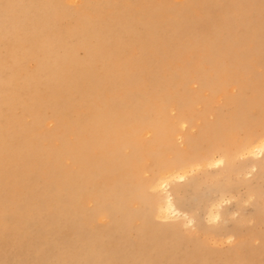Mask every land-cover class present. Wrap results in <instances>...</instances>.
Here are the masks:
<instances>
[{
  "label": "bare ground",
  "instance_id": "6f19581e",
  "mask_svg": "<svg viewBox=\"0 0 264 264\" xmlns=\"http://www.w3.org/2000/svg\"><path fill=\"white\" fill-rule=\"evenodd\" d=\"M20 1L0 0V4L16 5ZM112 1L117 2L118 0ZM159 2L161 3V0ZM238 2L240 1L238 0ZM189 3L192 4L191 1ZM199 4L201 5V3ZM169 5L170 3L167 6L165 4V9ZM250 5L253 9V5ZM258 5L256 3L254 8H259L260 5ZM188 6L191 7V5ZM194 8H198V6ZM242 8L241 12L244 10ZM251 8L247 10H252ZM201 9L203 7L199 8V10ZM121 11L122 9L119 13L122 14L125 21L117 18L119 14L116 16V20L122 23L119 25L123 28L112 46L107 41L108 32H112V24L110 23L111 25L107 29L106 27L101 28V25L96 29L95 25L97 24L94 22V18L87 13L76 16V26L81 25L82 29L78 28L77 31L75 27L68 28L63 36L55 31L57 25L55 27L47 25V21L52 16L61 20L63 17H68L67 22L72 17L75 19V15L72 12L65 13L56 0H33L31 6L23 11L24 16L32 14L29 21L34 27L36 26L32 31V35H37L35 39L18 40L15 38L13 42H10L5 40L7 31L1 32L0 27V51L1 55L5 56L4 59H0V118L4 112L2 105L7 104L9 108H13L19 103L17 101L22 94L43 93L46 96L30 106L29 111L35 114L30 126L22 125V122L12 115L4 123L0 120V264H125L133 258L141 256L145 259L144 264H147L150 262L148 257L150 243L166 246L170 240H167L168 235L171 234L170 237L176 235L179 222H185L181 218L183 213L175 204L177 200L172 198V193L178 197L180 194L183 195V192L184 194L187 192L186 188L189 184L185 183V179L188 173L201 167L227 166L231 163L228 159L232 160L237 156L250 158V161L254 162H259L258 157L264 158V19L259 18L258 15H256L258 18L255 16L254 19L249 16V20H245L248 19V16L241 18L244 28L253 31L248 30L249 33L246 30L243 33V30V34L238 35L233 33L232 28L235 26L236 32L242 29L243 26L241 27L239 24L240 20L237 22L234 19L236 24L233 25V20H228L227 17L228 21H222L223 25L216 22L218 26L207 33L201 29L204 26L201 23L202 26L196 24L193 26V23L189 28L183 27L187 29L186 32L189 30L187 34H184L190 37H187L188 41L187 39L184 41L187 44L176 48L174 46V49L170 48L173 47L174 41H177L178 44L183 43L179 38V40L169 43L170 49L162 46L166 55L171 58V60L169 59L171 63L167 68L165 67L164 71L160 70L161 73L157 78H162V82L156 78L159 81L158 88L142 92L141 79H144L145 74L140 75V68L145 63L137 62L133 60L132 56L128 57L129 53L127 54L128 47L133 44L134 31L131 29L136 26L132 28L133 26L127 23L129 18L124 16V11ZM151 11L153 13L154 9ZM235 11L234 8L233 12ZM162 12L164 10H161V14ZM241 12L238 14L240 15ZM250 12L253 14L252 11ZM159 13L160 11L158 15ZM225 13L227 16V11ZM195 15L193 14V16ZM199 15L201 16V14ZM236 15L234 17L237 19L239 15ZM177 17L175 18L177 19ZM8 19V16L1 15L0 26L9 21ZM143 19L148 18L144 17ZM144 20L142 21L144 22ZM147 21L149 22V19ZM157 21L155 19V22ZM41 26H47L48 30L40 33ZM158 26L161 27L160 24ZM173 27L176 29L175 26ZM158 28L157 30H159ZM85 31L91 32V37L85 41L86 55L84 59H87V62L106 59L110 61L104 72L98 75L94 72V62L86 65L82 62L83 60H76L73 52L74 45H70L72 50L65 47L67 39L88 37L87 33H84ZM179 31L176 33L177 35ZM143 32H141L142 35L137 33L143 37V34L145 35ZM166 32L167 30L164 33ZM169 32L171 29L167 35ZM164 33L159 36L160 32L158 31L156 35L162 40ZM224 34H227L226 37L224 36L225 38L221 36ZM140 36L136 37L135 46L140 45V52L145 57V50L149 48V45L157 47L155 44H159L160 40H157L159 38L156 36L158 42L153 44L154 39L151 41L148 37L141 38ZM169 36L171 35L169 34ZM169 36L168 38H170ZM173 36L175 37V35ZM22 40L28 47L27 50L33 53L37 63L32 73L24 72L20 66L21 58L19 59L17 51L20 50V45H22L20 41ZM114 49L119 51V54L115 53L113 56L111 53L115 52ZM133 50L135 49L133 48L131 53L134 52ZM135 55L137 54L135 53ZM6 57L9 58L7 61ZM162 57L159 58L166 61ZM113 58L117 63L112 61ZM151 60L155 61V59ZM133 62H137L136 71L131 70ZM154 64L152 63V65ZM158 65L160 66L161 63ZM253 66L261 68V71L253 70ZM145 67L148 66L145 65ZM152 68L145 75L146 81L149 80V77L156 76ZM160 68L164 67L160 66ZM104 73L106 76L109 74L112 79L114 76L119 77L115 83H120L121 86L109 84L107 86L101 82L98 77ZM190 83H196L199 89L197 91L188 90ZM94 84L97 87L107 88L108 91L109 88L114 87L122 94H119L118 98L113 97L110 100H104V102L92 98L91 106L88 105V111L85 109L84 113H76L70 124L71 129L74 130L75 142L72 145L66 141L62 143L63 152L73 163V169H69L60 163L59 150L42 146V141H45L44 136L40 135L41 133H34L35 127L42 124L44 119L40 118L39 113L33 110H37L41 106L51 107L54 112L53 118L66 117L74 105L70 103L72 102L70 95H67L65 90L62 93L59 92L57 88L65 85L67 92L75 91L79 96L77 100L81 103L92 94ZM149 84L153 83L149 82ZM149 84H147V88H149ZM77 85H82V89ZM231 86H237L235 89L237 93H231L229 90ZM227 94H231V96L226 97L224 102L225 115L219 112L213 123L209 124L203 121V125L196 133L181 134L183 148H178L175 144L178 127L184 124H189L190 128L194 127L193 120L196 116L203 119L204 114L212 110L209 108L208 99ZM45 100H47L46 103L41 102ZM84 102L88 104V99ZM194 105L201 106L199 115L194 113ZM171 111H175V115H171ZM9 112L13 113L12 110ZM49 123L52 125V122ZM259 126L261 130L257 131ZM57 127L58 129L63 127L61 120L58 121ZM238 132L242 133L240 138H238L240 134ZM145 134H148L149 138L145 139ZM210 134L209 145L201 151V142ZM147 162L152 163L149 168H151L153 177L150 180L143 177V173H146V168H148L145 165ZM41 175H45L44 178ZM181 182L185 184H178L179 188H176L178 186L172 189L169 187L172 183ZM197 187H199V183L196 186H191L194 190ZM149 190L160 194L162 198V203H157L158 206L156 209L154 208L157 210L156 216L161 220L159 221L163 222L160 226L153 223V216L145 208L149 202L147 195ZM180 198L179 204L182 202ZM91 202L94 203V207L92 204V208H88L86 205ZM132 202L137 204L136 207L128 205ZM218 206L220 204L216 208ZM45 212L47 216H41ZM220 216L219 212L212 209L208 218L214 220ZM101 218L111 222L108 235L115 233L111 239L117 238L122 243V248L119 247L120 250L117 251L99 244L102 240L100 233L89 232L85 229V221ZM263 219L259 218V222L263 223ZM138 222L140 224L137 225ZM33 225L40 228L41 234L36 237H32ZM61 228L69 233L62 232ZM133 232L135 238L134 241H131L129 237ZM147 232H153L155 236H149ZM233 232L236 236L241 234L239 229ZM218 233L221 232L218 231ZM244 235L253 236L252 233ZM228 239H232V236H228ZM259 239L261 240L259 247L250 248L246 244L242 245L232 253L223 254L224 258L215 257L218 261L215 264L237 263L235 261L242 256L244 249H246L244 252L249 254L247 259L241 260L244 264H264L262 262V259L264 260V233ZM62 245H64V251H62ZM199 250L201 253L198 252ZM175 252L173 251L167 261H163L162 264H194L192 259L205 255L200 247L193 253L184 251L182 253L183 260L187 263H181L175 259ZM164 253L166 254L165 251ZM205 258L196 264H205L207 262Z\"/></svg>",
  "mask_w": 264,
  "mask_h": 264
},
{
  "label": "rangeland",
  "instance_id": "374dc122",
  "mask_svg": "<svg viewBox=\"0 0 264 264\" xmlns=\"http://www.w3.org/2000/svg\"><path fill=\"white\" fill-rule=\"evenodd\" d=\"M183 1L184 0H161V3H160L159 0H143V1L142 0H130V4H129V0H118L117 2L112 1V0H103V1H101V0H56L57 4H59V6L65 11V13L72 12L75 15V19L72 17V19L70 18L69 21L67 22L68 17H66V18L63 17L61 20L60 18L56 19L55 16H52V18H50L49 21H47V25H52L54 27L57 25V27H55V31L57 33H61L60 35L63 36L65 34V31L68 28L75 27L77 31H78V28L82 29L81 25L76 26V24H77L76 23V16H77V14L87 13L90 15V17L94 18V20H95L94 22L97 24V25H95L96 29H98L100 27V25H101V28L106 27V29H107L112 24V32H110V33L108 32V35H107V41L112 46L114 44L115 39H117L118 34L121 32V30L123 28L119 25V23H121V22L119 20H116V16H118V14H119V17H117V18H119V19L121 18V21L124 20V18H122V14L119 13V11L122 9V11H124V16L129 18V19H127L128 20L127 23L131 24V26H133L132 28H134V26H136V28H134L135 30L131 29L134 31L133 39H132L133 44L128 47V51H127V54L129 53L128 57L132 56L133 60H136L137 62L142 61L145 63V64H142V68H140V70H141L140 75H142V76H143V74L147 75V73H148L147 71L148 70L150 71L151 67H153L152 71H154V73H156V76L152 77L153 79L150 77L148 78L150 81L149 80L146 81L147 77L145 75L143 76L144 79H141L142 81H141V86H140V88L142 89V92H143L145 90H149V89L152 90V89L158 88L159 81L157 79H159L160 82H162L161 81L162 78L161 79L157 78L158 74L161 73L160 70L162 69V71H164V69H166L171 63V61H169V59L171 60V58H169V55L168 56L166 55L167 53L164 52V48L167 47L168 49H170V48L174 49V46H175V48L180 47V46H185L187 44V42L185 43L184 41H186V39L188 41V38H190L189 36L184 35V34H187V32H189V30L187 32L185 30H187L186 28L191 27L193 23H194L193 26L204 25L203 28H201L200 26L199 27L201 29H204V32L207 33V32H211L213 30V28L218 26V24L216 22H218V23L220 22V24L223 25V23H221L222 21L225 22V21H228L231 19V20H233V25H235L236 21L238 22V20H240L239 24L241 25V27L243 26L242 29H240L239 31L236 32L235 26L232 28V31H234L233 33L235 35H238V34H243L246 30L247 31L248 30L253 31L252 29L244 28V25L241 22L243 20H241V18H244L245 16L247 18V16H248V19H245V20H249V16L254 19V17L256 15H258V16H260L259 18L264 19V13H262V12H264V8H263L264 0L263 1L262 0L261 1L260 0H239L240 2H238V0H234V1L233 0H198L199 2L197 0H185L184 3H183ZM190 1L192 2V4L189 3ZM213 1H215L216 3ZM227 1H229V2H227ZM257 1L258 2L260 1L259 2V5H260L259 8L260 9L254 8L256 3L258 5ZM32 2H33V0H21L16 5L15 4L11 5L9 3L8 4L7 3L0 4V17H1V15L4 17L6 15L9 18L8 19L9 21L4 22L0 26L1 32L4 33L7 31L6 38L4 37L5 40L13 42V40H15V38H18V40L24 39V38H28V39H35L36 38V36H37L36 34L32 35L33 28L35 30L36 26L34 27L33 24H31V21H29V19L32 18V14H29L27 16L23 15L24 14L23 11H25V9L27 7L31 6ZM113 2H115V3L113 4ZM223 2H224V4H222ZM156 3H158V4H156ZM169 3H170V5L167 7V9H168V11H167V9H165V8ZM199 3H201V5ZM94 4L95 5L97 4L96 5L97 8L95 7ZM165 4H166V6H165ZM198 4L200 5V7ZM239 4L240 5L242 4V6L240 7ZM250 4L253 5V9L251 8L252 6ZM155 5L157 8L155 7ZM188 5H191L192 9ZM208 5L209 6L211 5V7H209ZM228 5H229V7H228ZM238 5L240 8L238 7ZM246 5H248V6H246ZM193 6L194 7L198 6V8H194ZM201 6L203 7V9L199 10V8H202ZM76 7L78 8V10ZM113 7H115V8H113ZM134 7H136L137 9H135ZM169 7H171V8H169ZM186 7H187V9H186ZM242 7H244V8H242ZM246 7H248V8H246ZM91 8H92V10H91ZM183 8H184V10H183ZM230 8L232 11L229 10ZM234 8L236 11L237 10L239 11V12L237 11L238 13L241 12L240 11L241 8H242V10L243 9L244 10L239 15L236 11L233 12ZM249 8H251L252 10H247ZM93 9L96 11H94ZM108 9L110 12L108 11ZM110 9H112V10H110ZM152 9H154L153 13H151ZM155 9L157 10V12H155L156 11ZM161 10L162 11L164 10V12H162V14H161ZM207 10H210V11L207 12ZM258 10H259V12H258ZM139 11L140 12L142 11L141 12L142 15H140L141 13ZM159 11H160V13L158 15ZM201 11H202V13H201ZM224 11L225 12L227 11V14H228L227 16H225L226 13ZM229 11L232 13H230ZM250 11H252L253 14ZM172 12H173V14H171ZM174 12L175 13L178 12V14H175ZM217 12H219L218 16H216ZM154 13H155V16H154ZM184 13L189 14L191 16H193V14L194 15L196 14V15L193 17L186 15L188 17L187 18ZM207 13H208V16H207ZM213 13H215V14H213ZM235 13L238 14L239 16L236 15ZM199 14H201L202 17ZM220 14H222V15L219 16ZM229 14H231V15H229ZM248 14H252V15H248ZM173 15H174V17H173ZM210 15H213V16H210ZM235 15L238 16L237 19L234 17ZM163 16H165L166 19ZM222 16L223 17L225 16V17L223 18ZM228 16H229V18H228ZM231 16H232V18H231ZM258 16H256V17L258 18ZM144 17L148 18L149 22L147 21L148 19L144 20L143 19ZM152 17H154V19H152ZM175 17H177V19ZM226 17L228 20L226 19ZM136 18L137 19L139 18L141 20H139V19L137 20ZM238 18H240V19H238ZM130 19H131V21H130ZM155 19H156V21L158 19L159 22L158 21L155 22ZM182 19L183 20L185 19V21H182ZM188 19H189V21H188ZM142 20H144V22ZM219 20H221V21H219ZM117 21H118V24H117ZM139 21H141V22L139 23ZM174 22L175 23L177 22V23L175 24ZM157 23L160 24L161 27L158 26ZM205 23H207L206 26H205ZM177 24H178V26H177ZM210 24H211V26H210ZM170 25L175 26L176 29L173 26H172L173 27V29H172V27ZM207 25H209V26H207ZM141 27L143 30L140 29ZM148 27H150V28H148ZM158 27H160V28H158ZM164 27H165V30H164ZM167 27L171 29L172 33L173 32H175V33L172 34L171 32H169V34L171 36H169V34L167 35L168 31H170V29L168 30ZM183 27H186V28H183ZM146 28H148L149 30ZM157 28L159 30H157ZM41 29L42 30H40V33H43V32L48 30L47 26H45V27L41 26ZM179 29H180V31H179ZM181 29L184 31H182ZM137 30H139V31H137ZM153 30L154 31L156 30V31L154 32ZM162 30L164 32L167 30V32L164 33ZM177 30L179 31L178 35L176 34V33H178ZM142 31H144L143 33H145V35L143 34V37L140 36V35H142L141 34ZM158 31L160 32V34H158ZM242 31H243V33H242ZM254 31H256V30H254ZM137 32H139L140 35H138L139 33H137ZM84 33H87V36H88L85 39H81L79 37H72V38L69 37L70 39H67L65 41V47L68 50H72L70 48L71 47L70 45H74L73 52H74V56H75L76 60H78V61L83 60L82 62H84L86 65H88V64H91L92 62H94V60L87 62V59H84V57L86 55L84 45H85V41L89 37H91V35H90L91 32L85 31ZM163 33H164V35L166 34L167 36L165 37L164 35H162L163 39L161 40L160 39L161 37L159 38V36ZM156 34H158L159 36H157ZM173 35H175V37ZM139 36L141 38H147L148 37L151 39V41L154 39L153 44H155V42H158L157 40H160V42L162 41V43L158 42L159 44H155V45H157V47L156 46L152 47V45L150 44L149 48H147L145 50L146 56L143 57L141 52H140L141 51L140 45H136L139 48L135 46V42ZM156 36L159 39H157ZM168 36L170 38H168ZM172 36H173V38H171ZM221 36L226 37L227 34L226 35L224 34ZM232 37H233V35H232ZM179 38L182 39V42H183V43L181 42L182 44H178L177 41H174L172 43L173 40H179ZM139 42L142 43L141 41H139ZM20 43H22V45H20V50L17 51V54L19 55V59L21 58L19 61L20 66L23 68L24 72L32 73L36 67V64H37L36 61L34 60V55L31 51L27 50L28 47H26V44L24 43L23 40L20 41ZM169 43L174 44V45L171 44L173 47H170ZM161 44H163V45H161ZM166 44H168V45L166 46ZM162 46H164V48H162ZM159 47H161L162 50ZM133 48L135 50H133L134 52L131 53L132 52L131 50ZM150 49H152V50H150ZM147 50L149 51V53ZM114 51L115 52L111 53L113 56L115 55V53H116V55H117V53L119 54V51H116L115 49H114ZM150 51H151V53H150ZM153 51H154V53L152 54ZM160 51H162V52H160ZM135 53L137 55H135ZM139 55H141V56H139ZM148 55H149V57H148ZM125 56H127V55H125ZM147 57L149 58V60L147 59ZM159 57H162V59H164L166 61H162L161 58H159ZM4 58H5V56L1 55V51H0V59H4ZM132 58H130V59H132ZM141 58H142V60H141ZM8 59L9 58L6 57V61ZM151 59H155V61L156 60L157 61L155 62L154 60L152 61ZM112 61L114 63H117L115 58H113ZM122 62H124V61H122ZM137 62L136 63L133 62L132 66H131L132 71L137 70L136 69ZM151 62L153 64L155 63L156 66L154 67L155 64L152 65ZM9 63L10 62H8V65H10ZM108 63H110V61L107 59L104 61L94 62L93 67H94L95 74L98 75L100 73H103L105 68H106V65H108ZM158 63H161L160 66L164 67V68H160ZM8 65H7V67H8ZM145 65L148 67L146 68ZM177 65H179V63H177ZM85 67H87V66H85ZM254 69H255V71H258V72L261 71V68H258L256 66H253V70ZM118 78L119 77L114 76V79H112L109 74H108V76H106L105 73L102 74V76L98 77V79L101 82L105 83L106 85L107 84L117 85V87H119V86H121L120 83H115V81ZM148 81L150 83L152 82L153 86L151 84H149ZM191 83L188 85V90H190V91L196 90L197 91L199 89V86L196 83L195 84H191ZM147 84H149V88H147L148 87ZM77 86L79 88L82 87V85H77ZM189 86H190V88H189ZM236 88H237V86H231L229 88V90H231V93H237V90H235ZM109 89L110 90L108 91L107 88L97 87L94 84L92 94L86 98V99H88V104H85L84 101L86 99L80 103V101L77 100V99H79V96L76 94V92L75 91H71V92L68 91L67 92V90L65 89V85H63V86L58 87L57 90L61 93L63 90H65L67 95H70V100L72 101L70 103H73L72 105H74L73 109L70 110L68 116H66V117L62 116L60 119H57V117L53 118L54 112H53V109L51 107L47 108L45 106H41L37 110H33V111L39 113L38 115L40 116V118L44 119L42 124L35 127L34 133H36V134L41 133L40 135L44 136L43 138H45V141H42V146L51 147L52 149L59 150L58 156L60 159V163L63 164V166L65 165L66 168L73 169L72 160L67 158V155L63 152V148H62L63 141H66V143H69L70 145L74 144V142H75L74 130L71 129V127H70V124L72 123V119H74L76 113H84L85 109L88 111V109H89L88 105L91 106L90 100L92 98H94L95 100H97L99 102H104V100L107 101L113 97L118 98L119 94H122V92L115 89L114 87L109 88ZM28 93L22 94V96L20 95V98L17 101L19 103H17L13 108H9L7 104L2 105V109L4 112H3L0 120L3 123L6 120H8L10 115H12L18 121H21L22 125L30 126L33 123V118L35 117V114H32L29 111V108L34 102L40 101L42 97H46V96H44L43 93L36 94V95H32V94H28ZM97 94H99V95H97ZM107 96H108V98H107ZM229 96H231V94H227V95H223V96L218 95L212 99H208V102L210 104L209 108L210 109L212 108V110L209 112H206L203 116L204 117L203 119H201L202 117L196 116V118L193 120L194 121L193 122L194 127L190 128L189 124H184V125L179 126L177 129V135L175 137L176 146L180 149L183 148L182 139L180 138L181 134L186 133V132H190L192 134L196 133L198 131V129L200 128V126L203 125V121H205L209 124L213 123L217 119V114L219 112H222V114L225 115L226 107L224 106V102H225L226 97H229ZM32 99H33V101H32ZM211 101L213 102L212 104H211ZM41 102L46 103L47 100L41 101ZM41 102H39V103L43 104ZM70 103H68V104L71 105ZM51 106L54 107L53 105H51ZM200 107L201 106H199V105H197V106L194 105L193 109H194V113L196 115L200 114L199 113L201 111ZM16 109H17V111H16ZM11 110L13 111V113L9 112ZM40 110H41V112H39ZM174 112L175 111H171L170 114L175 115ZM27 118H28V120H27ZM60 120H61V125H63V127H60L58 129L57 124H58V121H60ZM49 122H52V125ZM191 129H193V130H191ZM257 129H258L257 131H260L261 130L260 126ZM238 133H240L238 135V138H240V135H242V133L241 132H238ZM146 137L149 138V135L145 134L144 138L147 139ZM210 137H211V134H210V136H206L204 138L207 141L204 140L201 142V147H202L201 151H203L209 145L208 138H210ZM54 140H55V142H54ZM56 140H58V141L56 142ZM57 145H59V146H57ZM231 158H232V156H231ZM233 158L234 159H232V160L230 158L228 159L229 162H231V163L227 166L224 165V166H220V167H201L200 169H197L193 172L188 173V175L185 179V183L189 184V186L186 188V191H187L185 193L186 195L183 192V195L180 194V196H181V198H180V196L175 197V194L172 193V198L175 201L177 200L175 203L176 206L183 213L181 218L184 219V221L186 223L183 221L179 222V228H178V231L176 232L177 236L175 234L172 237H170L171 234L168 235L167 240L168 239H170V240L168 243H166V246L150 243L148 240L151 247L149 248L150 252L148 254L150 262L147 264H162L163 261H167L168 256L170 257L171 254L173 253V251H176L175 255H174L175 259H177L181 263H187L186 261L183 260V254L182 253L184 251H186L187 253H189V252L193 253V252L197 251L199 249V247L201 248V250L204 252L205 255L192 259L193 260L192 262L194 264H196V263H198L199 260L206 257L205 261H207V262H205V264H215L218 262L215 259V257L224 258V256L226 254H229V253L236 251L237 247L239 248L242 245L246 244V246L250 247V248H255V247L260 246L261 240L259 238L261 237L262 233H264V219H263V223H262V221L259 222V218H264V202H262V201H264V158L258 157V159H260L259 162L250 161L251 159L247 158V157L237 156L236 158L235 157H233ZM68 160L70 161V163ZM67 163H69V164H67ZM151 164H152L151 162H147L145 164L146 167H148V168H146V171H145L146 173H143V177L145 179H148V180L152 179V177H153V174L151 173V168H149L151 166ZM148 175H149V177H148ZM41 176L44 178L45 175H41ZM185 183H183V182L172 183L169 187H171V189H172V188L178 186L176 188H179L178 184L182 185ZM198 183H199V187H197L196 190L191 188L192 185L196 186ZM147 193H148L147 195L149 197V202L145 208H146V210H148L151 213V216H153L152 217V220L154 221L153 223L155 225L158 224L160 226V224H163V222H160L161 220L156 216L157 210H155V209L159 203H162V198H161L160 194L153 193L150 190ZM179 198L182 201V202L180 201L181 202L180 204H179ZM261 203H263V204H261ZM92 204H93V206H92ZM177 204H179V205H177ZM219 204H220V206H218L216 208V206ZM128 205L132 206V207H136L137 204L132 202ZM86 206L88 208H90L91 206L94 207V203L93 202L88 203ZM212 209H214L215 212H219L221 216L218 217L217 219H214V220H212L211 218L209 219L208 217H210V211ZM46 212H45V214H41V216H47ZM30 213H32V212H30ZM257 220H258V222H257ZM189 221H191V222H189ZM85 222H86L85 223V229L86 230H88L89 232L95 231V232L100 233V238L102 240L100 241L99 244H102L103 246H105L107 248L111 247V249H115L117 251L120 250L119 247L122 248V243L117 238L111 239L115 233L108 235L109 228H110L109 226L111 224L110 221L108 222L107 219L101 218L98 220L92 219V220L85 221ZM107 224H109V225H107ZM138 224H140V223L138 222L137 225ZM234 226L239 227V228H236V227L234 228ZM232 228L234 230L239 229L241 231L242 235L238 234L236 236V234H234V232H233L234 230ZM39 229H40L39 227H36V226L33 227V229H32L33 230V236L32 237H36V236L41 234ZM224 230H225V232H224ZM226 230H227V232H226ZM61 231L64 233H69L63 228H61ZM218 231L221 233L219 234ZM228 232H229V234H227ZM247 233L248 234L252 233L253 236L244 235ZM147 234L149 236H155V234L153 232H149V233L147 232ZM134 236H135V233L133 232L132 235L129 237L131 241H134V238H135ZM178 236H180L179 237V239L181 238L180 240L178 239ZM228 236H232V239H228ZM173 237H176V238H173ZM176 239H178V240H176ZM197 246H199V247H197ZM242 249H243V247H242ZM171 250H172V252H171ZM62 251H64V245H62ZM164 251L166 252V254L164 253ZM244 251L246 252V249H244L242 251V256L239 257V259H237L235 261V262H237L235 264H244V262H242L241 260L247 259V255H249L248 253H245ZM198 252L201 253L200 250ZM224 252H226V253H224ZM218 254H219V256H218ZM223 254H225V255H223ZM174 257L172 258V260L174 259ZM132 260H133L134 264H144L145 263V259L143 256L133 258ZM132 260H130L128 263H125V264H133V262L131 263ZM223 260H226V259H223ZM102 262H104V261H102ZM262 262L264 263L263 259H262Z\"/></svg>",
  "mask_w": 264,
  "mask_h": 264
}]
</instances>
